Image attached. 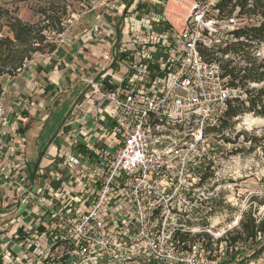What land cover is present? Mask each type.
<instances>
[{
	"label": "built area",
	"instance_id": "obj_1",
	"mask_svg": "<svg viewBox=\"0 0 264 264\" xmlns=\"http://www.w3.org/2000/svg\"><path fill=\"white\" fill-rule=\"evenodd\" d=\"M171 1L185 17L182 31ZM222 1H143L128 14L142 22L131 24L130 47L116 52L121 77L103 89L92 83V95L114 111L116 142L93 150V168L67 157L83 179L62 210L44 192L33 196L57 223L44 233L46 247L52 236L72 246L68 264H201L202 241L183 250L178 237L199 232L187 221L225 154L213 134L242 94L213 57L216 40L235 42L233 32L244 27L236 14L221 13Z\"/></svg>",
	"mask_w": 264,
	"mask_h": 264
},
{
	"label": "crops",
	"instance_id": "obj_2",
	"mask_svg": "<svg viewBox=\"0 0 264 264\" xmlns=\"http://www.w3.org/2000/svg\"><path fill=\"white\" fill-rule=\"evenodd\" d=\"M137 4L96 6L69 42L4 79V98L11 94L12 102L0 132V264H31L33 250L46 247L44 233L57 223L33 196L44 192L62 210L77 195L81 169L67 157L93 168V150L116 142L114 111L92 95V83L103 89L121 77L113 60L119 47L128 46L131 24L142 22L128 18Z\"/></svg>",
	"mask_w": 264,
	"mask_h": 264
},
{
	"label": "trees",
	"instance_id": "obj_3",
	"mask_svg": "<svg viewBox=\"0 0 264 264\" xmlns=\"http://www.w3.org/2000/svg\"><path fill=\"white\" fill-rule=\"evenodd\" d=\"M89 1L92 0H36L32 11L34 21L24 20L18 11L0 6V103L5 93L4 78L16 77L37 53H53L57 49L54 40L67 29L70 10L78 7L90 9ZM219 8L221 13L229 15L239 8V13L249 15L252 21L250 25L235 30L233 34L237 41L222 49L224 54L231 51L244 62L240 67H231L232 60L224 65V75L230 77V86L244 88L251 83H262L264 60L259 61L256 53L264 42V0H223ZM246 92L250 95L248 99L236 98L229 102L226 117L216 131H223L232 119L247 112L264 116V87L246 89ZM245 140L251 142V150L260 148L264 152V133L260 136L252 134ZM207 236L188 233L178 239L183 250H187L191 243L202 241V249L208 254L214 252V243L218 247L225 243L226 257L216 264H250L264 256V218H259L256 210L245 213L237 227L217 241ZM208 258L215 261L211 255ZM44 264L51 262L45 260Z\"/></svg>",
	"mask_w": 264,
	"mask_h": 264
},
{
	"label": "rangeland",
	"instance_id": "obj_4",
	"mask_svg": "<svg viewBox=\"0 0 264 264\" xmlns=\"http://www.w3.org/2000/svg\"><path fill=\"white\" fill-rule=\"evenodd\" d=\"M127 1L128 0H116L114 2H108L107 0H92L89 1L91 6L90 9L83 7L71 9L66 22V31L57 36L54 40L57 48L65 45L72 37L85 28L91 9L96 6L106 7V4L119 5L121 7L122 4H126ZM137 1L141 3L144 1V3L150 5L154 3L153 0ZM36 3V0H0V6L18 11L21 18L29 21L35 20L32 11ZM168 12L176 22L178 29L182 31L185 17L179 15L182 13L181 9L177 7L176 3L171 1ZM224 14L229 15L227 12ZM234 14L239 17L244 27L250 25L252 22L249 15H241L239 13V8H236L230 15ZM226 47L227 45L225 42L222 39H218L213 48V57L220 60L222 67L231 60L233 61L230 63L231 67L235 65H238V67L244 65L243 60L234 55L231 51L228 52L229 56L226 57L222 52V49ZM209 53L210 51L208 50L207 54ZM43 54L50 53H37L34 55V58ZM256 57L260 59L259 61L264 60V42L259 46ZM4 83L6 84L7 80L4 81ZM262 87H264V81L262 83H251L244 88L239 87L242 91L240 98L244 100L249 98L250 95L246 92V89H260ZM11 102L12 95L9 94L6 99L3 98L0 103V132L6 125L5 120ZM251 119H256V122L250 123ZM226 127L227 128L223 129V131H215L212 138L214 142L219 141L221 149L225 151V154L222 155L220 162L216 166L214 172L215 180L214 182H208L204 195H200V198H202L200 200L201 205L193 212L188 220V225L190 227L198 229L197 231L199 232H197V234L201 233L208 235L207 237H210L214 242L232 232L241 221L243 215L251 209L257 211V216L259 218H264V152L260 148L251 150V142H246L245 140L252 134L260 136L264 133V116L247 112L240 117L232 119L230 124ZM230 157L234 158L232 159ZM214 189H216L214 195L208 196V192ZM47 244L48 246L46 249L35 248V250H33L32 253L34 258L32 259V263L44 264L45 260L50 261L51 264L69 263L70 260L68 259H71L72 253V246L69 243L59 241V239L52 236ZM217 248L220 250H217ZM213 249L214 252L212 254H208L205 250L200 251L199 259L201 264H216L226 257L225 243H222L220 247L214 243ZM209 255L215 258L214 262L208 258ZM75 263L99 264L84 259ZM250 264H264V256L257 262H251Z\"/></svg>",
	"mask_w": 264,
	"mask_h": 264
},
{
	"label": "bare ground",
	"instance_id": "obj_5",
	"mask_svg": "<svg viewBox=\"0 0 264 264\" xmlns=\"http://www.w3.org/2000/svg\"><path fill=\"white\" fill-rule=\"evenodd\" d=\"M254 122H256V119H251L250 120V123H254Z\"/></svg>",
	"mask_w": 264,
	"mask_h": 264
}]
</instances>
